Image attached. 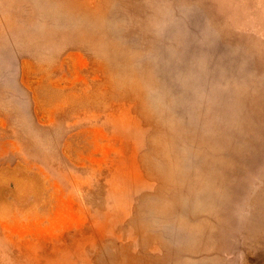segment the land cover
Instances as JSON below:
<instances>
[{
    "label": "rangeland",
    "instance_id": "1",
    "mask_svg": "<svg viewBox=\"0 0 264 264\" xmlns=\"http://www.w3.org/2000/svg\"><path fill=\"white\" fill-rule=\"evenodd\" d=\"M0 264H264V0H0Z\"/></svg>",
    "mask_w": 264,
    "mask_h": 264
},
{
    "label": "bare ground",
    "instance_id": "2",
    "mask_svg": "<svg viewBox=\"0 0 264 264\" xmlns=\"http://www.w3.org/2000/svg\"><path fill=\"white\" fill-rule=\"evenodd\" d=\"M63 1V0H62ZM66 10L68 11V12H70L71 14H74V13H78L75 9H74V7H71V8H66ZM78 14H82V13H78Z\"/></svg>",
    "mask_w": 264,
    "mask_h": 264
}]
</instances>
